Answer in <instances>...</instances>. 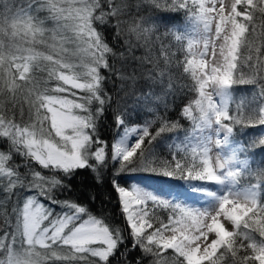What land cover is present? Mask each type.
<instances>
[{
  "label": "snow or ice",
  "instance_id": "6c2138e0",
  "mask_svg": "<svg viewBox=\"0 0 264 264\" xmlns=\"http://www.w3.org/2000/svg\"><path fill=\"white\" fill-rule=\"evenodd\" d=\"M145 5L183 12L189 25L163 26L141 14ZM111 76L119 97L104 87ZM237 85L254 86L251 99L235 96ZM157 86L159 95L190 94L180 110L189 141L170 159L150 157L155 140L183 129L156 113L131 128H142L131 147L113 143L112 159L125 170L237 188L207 210L113 180L122 223L60 198L78 169L102 182L107 141L95 126L106 107L115 98L116 124H124L129 108L159 98ZM259 125L264 0H232L230 10L224 0H0V264H264V173L253 169L256 183L240 188L244 174L227 167L223 151L237 127Z\"/></svg>",
  "mask_w": 264,
  "mask_h": 264
},
{
  "label": "trees",
  "instance_id": "16d2710c",
  "mask_svg": "<svg viewBox=\"0 0 264 264\" xmlns=\"http://www.w3.org/2000/svg\"><path fill=\"white\" fill-rule=\"evenodd\" d=\"M141 14L149 16L150 19L163 26H174L181 31L185 30L189 25V21L183 12H160L156 9H150L149 6L145 5L141 10ZM104 32L105 36L111 39L112 29L105 27ZM105 75L109 74L105 73ZM186 83V80H181L177 82V87ZM104 87L108 92L112 93L114 97L122 95L120 82L115 76H111V79L105 80ZM140 90L148 91V88L142 86ZM154 91L159 98L148 100L147 106L141 102L134 108H129L127 112H124L125 123L119 126H117L115 121V107L117 100L115 98L113 99L112 103L106 107L104 114L100 117L95 126L96 136H98L101 141H107V158L101 166V174L103 176L102 182L99 184L96 182L95 175L91 169H78L71 179L68 180V183L72 185V190L59 193L60 198L73 197L81 202L87 203L91 211L98 215L107 214L113 222L122 223L123 217L120 212L116 190L113 187V180L121 186L128 187L127 176L137 173L140 175L152 176L157 179L171 180L177 183L182 193L188 195L196 194L195 188L184 187L179 184V181L192 180L196 184H200L204 181L169 177L167 174L158 171H150L145 168L125 170L121 168V161L109 162L110 145L114 137L117 136L123 128H127L131 125H144L146 122L152 120L156 113L161 115L166 114L170 120L179 119L183 129L178 133H169L155 140L151 145V151L149 153L150 157H164L170 159L172 151H174L178 145L189 141L190 137L186 135V133L188 129L190 130L191 128V122L180 116V110L183 105L187 103L190 94L174 91L167 96L159 95L160 88L158 86ZM254 91L255 89L252 85H237L233 89L235 96L239 97L241 93H244L248 99H251ZM128 103L131 104V100H129ZM156 126L158 125L153 126V131H155ZM260 128L261 125L244 128L237 127L228 139L233 146L239 144L240 148L236 151L238 157L249 159V164L241 170L244 176L239 181L240 187L256 183L255 179L249 180V174L253 169L264 173V146H254L255 139L262 137ZM145 142L147 143V141ZM261 143L264 144V141H261ZM5 147H7L6 141L0 140V148ZM177 155H180L179 151H177ZM13 159L19 162L21 157L13 156ZM92 163H95V161L93 160ZM117 169H120V172L118 175H114ZM233 183L237 185V183ZM261 191L264 192V189ZM92 194L95 195L94 200L90 199V195ZM2 197L3 194L0 193V198ZM0 222H2V218H0ZM126 243L130 244V239L126 241Z\"/></svg>",
  "mask_w": 264,
  "mask_h": 264
},
{
  "label": "rangeland",
  "instance_id": "374dc122",
  "mask_svg": "<svg viewBox=\"0 0 264 264\" xmlns=\"http://www.w3.org/2000/svg\"><path fill=\"white\" fill-rule=\"evenodd\" d=\"M225 2V7L226 10H230V5L232 3V0H224ZM231 2V3H230ZM219 99V98H217ZM134 126H138V125H133V126H129L127 128H123L119 134L117 136L114 137L113 141L111 142L110 145V157H109V162L112 161H121L119 157H117L116 159H112L113 156V150H112V145L113 143H117L118 139L121 138L123 135H127L130 136L129 140L126 142V144L124 145L125 147H131L136 140L139 138V133L142 131V128H137L135 132L131 131V128H133ZM261 134L262 136H264V125H261L260 128ZM240 148L239 144L236 145H232L229 141L228 144L226 146V148L223 150L224 154L227 156V158L229 159L230 163L227 165L228 168L230 169H235L237 167H239L241 170L243 168H245L248 164H249V159L248 158H241L238 157L236 154V151ZM130 177H136V178H154L152 176H148V175H138L137 173H133L127 176V183H128V187H132V183L130 181ZM149 184V182L144 183V185H140L138 188L142 191H145L147 193L150 194V190L148 188H145V184ZM165 187L164 190L160 189V185L159 184H154L158 189V194L156 197L157 198H162V199H166L172 202H177L186 206H191V207H196V208H201V209H207V210H212L214 209L217 204H218V197L222 196L225 194L226 191L229 190H233L235 188H237V185H235L233 183V181H228L225 183H210V182H202L200 184H196L195 182H193L192 180H181L179 181V184H182V186L185 187H191V188H195L196 190V194L195 195H188L185 193H182L180 191V189L178 188V186L174 183L169 182V186L163 182ZM220 186L219 188H216L215 185ZM152 185V186H153ZM240 187V186H239ZM249 186H244V187H240V188H247ZM209 193H215V195H209ZM120 206V203H119Z\"/></svg>",
  "mask_w": 264,
  "mask_h": 264
},
{
  "label": "bare ground",
  "instance_id": "6f19581e",
  "mask_svg": "<svg viewBox=\"0 0 264 264\" xmlns=\"http://www.w3.org/2000/svg\"><path fill=\"white\" fill-rule=\"evenodd\" d=\"M231 3V2H230ZM130 136H127V135H123L121 138L118 139V142L117 143H120L122 144L123 146L126 144V142L129 140ZM130 181L132 183V187L133 186H136V187H139L140 185H144V183L146 182H149V184H145V188H148L150 191V194L151 195H154L155 197L158 194V191H157V187L155 185H153L152 183L154 184H159L160 185V189H164L165 185L163 182H159L157 180H154V179H150V178H145V177H142V178H136V177H130ZM153 185V186H152ZM216 188H219L220 186H218L217 184L215 185Z\"/></svg>",
  "mask_w": 264,
  "mask_h": 264
}]
</instances>
